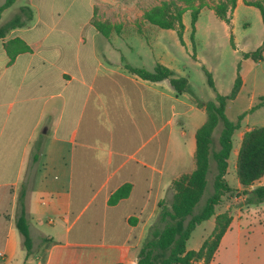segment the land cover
<instances>
[{"label":"crops","instance_id":"crops-1","mask_svg":"<svg viewBox=\"0 0 264 264\" xmlns=\"http://www.w3.org/2000/svg\"><path fill=\"white\" fill-rule=\"evenodd\" d=\"M21 6L22 24L0 38V264H137L157 202L194 168V133L205 120L194 98L214 96H196L172 59L154 50L158 34L140 10L109 16L100 0ZM15 37L27 50L10 59L4 44ZM156 63L186 78L188 90L124 67L152 71ZM242 86L241 78L237 94ZM237 149L231 145L235 157ZM125 183L128 194L109 204ZM261 184L264 174L247 190ZM235 209L214 257L228 230L241 231L248 205ZM21 214L28 254L15 227Z\"/></svg>","mask_w":264,"mask_h":264},{"label":"trees","instance_id":"trees-1","mask_svg":"<svg viewBox=\"0 0 264 264\" xmlns=\"http://www.w3.org/2000/svg\"><path fill=\"white\" fill-rule=\"evenodd\" d=\"M14 1L4 0L0 4V13ZM182 1L185 3L183 5L185 7H178L172 0L162 1L142 12V16L147 22L159 28L174 30L181 45L183 44V24L181 22L183 8L190 11V38H192L198 9L204 4V0H196L198 1L197 6L192 5L194 0ZM235 1L218 0L212 7L213 13L220 20L228 23L227 12L234 8ZM245 4L257 8L264 26V0L245 1ZM18 10L19 12L15 13L10 20L0 23V38L9 29L22 24V13L25 14V10L28 9L21 6ZM29 18L30 12L25 16L26 20ZM94 25L97 30L106 35L107 32L103 24L94 22ZM229 40L231 43V37H229ZM4 47L10 59L16 53L27 50V46L17 37L5 43ZM263 47L264 44L262 43L252 51L242 52V58H250L253 61L261 59ZM124 67L127 71L145 80L167 79L169 85L177 93L188 90L186 78L173 76L172 70L159 63L155 64L152 71L140 67H131L128 64H125ZM201 69L205 74L208 86L214 90L208 71L203 67ZM240 85L241 78L236 73L227 94L215 92L212 100L205 101L194 98L195 104L203 108L205 112L204 122L194 133V168L191 172L181 174L171 181L169 185L171 198L168 203L164 199L157 202L159 211L155 220L149 226L138 250L137 264H208L211 261L219 240L231 221V215L227 209L215 214V206L220 202L221 197L231 190L224 178L227 158L232 145V134L239 128V122L246 111L237 115L235 121H231L224 114V105L226 100L233 99L236 96ZM263 99L264 95L259 96L258 101L251 105L248 110L257 108ZM218 124H220V128L214 143L212 133ZM214 145L216 146L214 147ZM210 165L213 169L211 191L205 198L201 209L197 213H192V209L200 199L207 183L206 176L210 170ZM234 168L237 182L243 187L242 191L246 195L245 203L257 204L264 202V184L256 185L247 190L255 180L264 174V126H254L242 133L236 152ZM129 189L130 185L128 183L122 184L109 195L107 202L114 204L120 198L125 197ZM211 216H213V227L209 235L202 240L196 250L186 249L185 242L193 228ZM15 227L22 237V245L26 254H28L30 239L27 224L22 214L15 219Z\"/></svg>","mask_w":264,"mask_h":264},{"label":"rangeland","instance_id":"rangeland-1","mask_svg":"<svg viewBox=\"0 0 264 264\" xmlns=\"http://www.w3.org/2000/svg\"><path fill=\"white\" fill-rule=\"evenodd\" d=\"M2 0H0L1 2ZM35 5L46 0H30ZM70 0H56L57 7L66 6ZM108 11H103L106 15L133 14L144 11L162 1L171 0H100ZM178 7L185 3L182 0H172ZM218 0H204V4L199 7L197 18L194 23L192 38H190V11L183 8L182 20L184 30L182 36L184 43L178 42L175 31L152 26V33L157 32V46L153 47L160 55L172 59L175 68L180 69L190 80L192 92L201 98H210L215 92L227 94L232 86L236 73L243 79V86L240 92L233 98L226 100L224 114L235 121L237 115L246 111L240 120L239 128L232 135V149L238 148L239 131L254 126H264V99L260 105L248 110L251 105L258 101V97L264 95V47L261 52V59L253 61L250 58H242V52L252 51L260 44H264V26L257 8L245 4L241 0L236 2L234 8L227 12L229 22L225 23L215 16L212 7ZM26 0H15L7 7L0 16V23L7 22L14 15L20 5ZM192 3V2H191ZM193 6L198 5L194 0ZM41 8V7H40ZM34 10V9H33ZM84 15L83 8H79V16ZM153 37V36H152ZM231 37V43L229 40ZM150 39V36L148 37ZM154 42L155 40L152 39ZM238 65V70H237ZM208 71L213 82L214 90L208 86L206 77L201 68ZM210 100V99H208ZM220 124L213 130L214 143L217 137ZM216 145H214L215 147ZM235 155L230 151L227 159V168L224 178L230 187V192L224 194L221 204L216 206L217 212L227 210L233 215L235 208L248 205V212L241 217V231L228 230L221 243H226L218 250L216 257L212 256V264H264V215L260 210L264 203L246 204L242 189H238V182L235 176ZM212 165L207 173V183L203 193L194 205L192 213H197L205 198L211 191ZM233 195L240 196V200H233ZM171 198L168 193L166 202ZM244 210V208H242ZM263 211V210H261ZM212 217L197 224L190 232L185 242L186 249L196 250L202 240L211 231ZM214 257V258H213Z\"/></svg>","mask_w":264,"mask_h":264}]
</instances>
